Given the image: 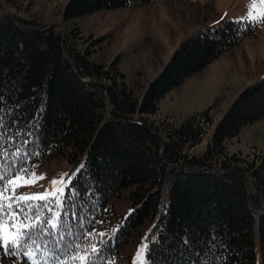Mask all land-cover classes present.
Here are the masks:
<instances>
[{
  "label": "trees",
  "instance_id": "1",
  "mask_svg": "<svg viewBox=\"0 0 264 264\" xmlns=\"http://www.w3.org/2000/svg\"><path fill=\"white\" fill-rule=\"evenodd\" d=\"M156 1L68 0L63 17ZM258 29L226 20L182 42L140 98L115 65L91 60L78 28L58 30L19 11L0 15V164L18 152L29 170L58 158L83 165L62 207L21 205L39 214L29 241L38 264L46 250L66 260L76 245L81 255L91 245L101 250L94 264H123L125 246L144 228L148 264H257V245L264 264V154L231 153L225 145L264 117V80L239 94L202 152L215 104L182 122L158 116L171 89ZM125 196L130 212L118 215L111 200ZM6 256L9 264H31Z\"/></svg>",
  "mask_w": 264,
  "mask_h": 264
},
{
  "label": "rangeland",
  "instance_id": "2",
  "mask_svg": "<svg viewBox=\"0 0 264 264\" xmlns=\"http://www.w3.org/2000/svg\"><path fill=\"white\" fill-rule=\"evenodd\" d=\"M28 1L17 0L18 4L12 5L0 0V15L19 11L21 15L38 17L43 24L55 25L58 30L78 28L85 40L82 47L92 50L91 60L97 64L115 65L124 74L128 87L140 98L182 42L204 34L206 30L226 20H240L247 15L248 5L252 2L157 0L144 6L103 10L66 20L63 9L68 0H31L30 5ZM263 80L264 22H261L255 34L246 36L238 46L213 60L201 74L187 77L180 86L171 89L160 100L158 116L182 122L193 113L215 104L212 110L214 124L198 147V152H202L212 138L218 120L239 94ZM225 145L231 153L264 154V117L244 126L240 135L226 140ZM81 163L71 164L65 158H58L37 165L34 167L37 175L46 178L34 186L17 189V195L42 194L45 189H50L51 180L58 179L64 173L68 174L64 177L66 181L72 179ZM111 205L118 215L130 212L126 196L113 198ZM145 232L146 228L132 243L125 246L120 255L123 264H134L138 247L146 245ZM6 257L0 246V264H9ZM262 258V251L257 245V264H263Z\"/></svg>",
  "mask_w": 264,
  "mask_h": 264
},
{
  "label": "snow or ice",
  "instance_id": "3",
  "mask_svg": "<svg viewBox=\"0 0 264 264\" xmlns=\"http://www.w3.org/2000/svg\"><path fill=\"white\" fill-rule=\"evenodd\" d=\"M227 15V14H225ZM223 19V17H221ZM248 22L252 27H258L261 22H264V0H252L248 5V12L245 17L240 18V22ZM219 23V21H217ZM3 125L0 124V127ZM2 139V138H0ZM38 154V153H37ZM16 159L11 160L7 165L0 164V246L3 247L6 255L16 256L17 254L26 257L31 261V264H38V247L33 248L29 243L32 239V230L37 227L39 222V214L31 212L30 209H21V205L29 202L41 201L45 206L48 203H55L57 207H62L64 204L63 196L65 189L71 184V179L65 180L64 177L68 176L64 173L58 179L51 180L50 189H45L42 194L34 195H17V189L21 187L34 186L38 181L45 179L43 175H37L35 169L29 170L20 162L19 153L14 154ZM83 168V165L77 169V172ZM11 169L12 171H8ZM21 211L24 215L21 216ZM35 220V223L29 221ZM60 220V214L56 213L55 218L50 222L52 229L57 228ZM103 235V234H101ZM63 240V237H61ZM76 252L66 260H60L56 253L51 254L46 250L43 254V260L39 264H48L49 258H55L57 264H94V258H99L102 255L100 249L96 245H91L90 249H85L83 255L80 254L79 246L76 245ZM148 246L142 244L138 247L136 253V261L134 264H148V259L145 258V253ZM90 251V255L88 254ZM114 264V262H111Z\"/></svg>",
  "mask_w": 264,
  "mask_h": 264
},
{
  "label": "bare ground",
  "instance_id": "4",
  "mask_svg": "<svg viewBox=\"0 0 264 264\" xmlns=\"http://www.w3.org/2000/svg\"><path fill=\"white\" fill-rule=\"evenodd\" d=\"M217 151V150H216ZM122 251V250H121ZM117 253H118V251H117ZM263 259V258H262Z\"/></svg>",
  "mask_w": 264,
  "mask_h": 264
}]
</instances>
